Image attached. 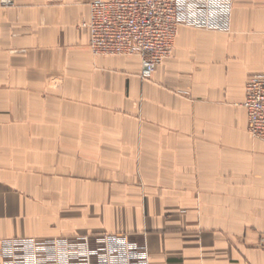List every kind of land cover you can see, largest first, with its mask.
I'll list each match as a JSON object with an SVG mask.
<instances>
[{
    "label": "crops",
    "instance_id": "obj_1",
    "mask_svg": "<svg viewBox=\"0 0 264 264\" xmlns=\"http://www.w3.org/2000/svg\"><path fill=\"white\" fill-rule=\"evenodd\" d=\"M91 1L0 6V240L126 233L150 264H264L244 106L264 0H234L229 31L180 25L151 80L138 55L93 54Z\"/></svg>",
    "mask_w": 264,
    "mask_h": 264
},
{
    "label": "built area",
    "instance_id": "obj_2",
    "mask_svg": "<svg viewBox=\"0 0 264 264\" xmlns=\"http://www.w3.org/2000/svg\"><path fill=\"white\" fill-rule=\"evenodd\" d=\"M16 0H0L11 7ZM234 0H92L82 26L94 55H138L141 78L151 80L172 55L178 27L231 29ZM248 131L264 142V75L246 84ZM264 248V237L260 240ZM1 264H150L145 245L126 233L73 238L10 237L0 240Z\"/></svg>",
    "mask_w": 264,
    "mask_h": 264
}]
</instances>
